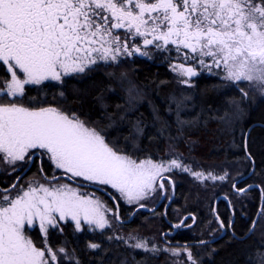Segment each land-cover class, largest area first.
Instances as JSON below:
<instances>
[{
  "label": "snow or ice",
  "instance_id": "obj_1",
  "mask_svg": "<svg viewBox=\"0 0 264 264\" xmlns=\"http://www.w3.org/2000/svg\"><path fill=\"white\" fill-rule=\"evenodd\" d=\"M154 53L170 54L171 70L185 87L207 73L233 86L243 100L249 91L264 96V0H0V164L18 173L37 165L41 177L25 185L17 176L0 188V264H83L77 249L49 242L65 226L93 234L85 245L92 264H145L136 253L200 264L192 245L158 243L135 230L123 234L127 219L120 202L130 216L158 215L146 202L174 194L170 173H187L204 184L227 182L229 171L196 170L179 154L137 159L111 139L106 126L64 107L68 93L77 91L70 78L113 76L109 69ZM244 143L247 149L246 137ZM89 185L96 189L87 191ZM232 187L239 195L248 191ZM100 189L114 193L112 207L97 196ZM257 216L264 219V204ZM215 219L220 229L232 227L218 214ZM195 222L194 215L184 216L171 227ZM257 224L252 220L246 235ZM35 228L42 247L28 234ZM114 247L128 251L113 253ZM247 264H264V244L251 250Z\"/></svg>",
  "mask_w": 264,
  "mask_h": 264
},
{
  "label": "trees",
  "instance_id": "obj_2",
  "mask_svg": "<svg viewBox=\"0 0 264 264\" xmlns=\"http://www.w3.org/2000/svg\"><path fill=\"white\" fill-rule=\"evenodd\" d=\"M169 57L167 53H154L152 59L135 57L109 69L114 72L113 76L99 72L79 79L70 78L71 87L77 91L68 93L64 107L106 126L111 139L137 159L159 161L179 154L196 170L222 174L227 169L228 181L212 184H201L187 173H170L175 183L174 205L165 210L164 205H159L158 215L141 211L136 216H130L128 208L121 205V216L127 219L122 232L135 230L142 236L155 237L158 243L167 239L172 246L192 245L200 264H247L251 250L264 244V219L258 217L253 234L246 235L258 213L261 189H264V96L249 91V99L243 100L233 86L211 75H201L192 80L193 87H185L177 82L171 70L173 59ZM121 73L125 75L122 77ZM132 88L134 91L130 94ZM51 95L47 96L49 100ZM233 100L238 101L239 106L232 103ZM137 126L141 131H137ZM249 128L247 153L251 160L244 149ZM252 166L248 179L236 184L237 188H247V193L236 195L232 184L248 175ZM45 168L48 169L47 163ZM23 171L12 175L1 172L0 188L16 182ZM51 174L48 170L47 175ZM34 177H40L37 165H31L18 182L21 184ZM225 196L231 210L223 199L215 204L217 198ZM105 199L112 207L113 203ZM216 214L226 225L231 221L232 227L220 229ZM192 215L196 222L191 228L175 230L171 227L182 217ZM186 223H192L191 219ZM169 232H175L173 240L161 235ZM28 234L42 247L43 237L38 228L28 230ZM92 237L91 233L75 234L70 226H65L64 233H54L49 242L53 247L67 245L69 250L77 249L83 264H92L93 258L85 248ZM200 240L207 243L198 245ZM126 251L112 249L113 253ZM142 255L145 264H171L165 254L147 258L146 254L136 253L138 259Z\"/></svg>",
  "mask_w": 264,
  "mask_h": 264
},
{
  "label": "rangeland",
  "instance_id": "obj_3",
  "mask_svg": "<svg viewBox=\"0 0 264 264\" xmlns=\"http://www.w3.org/2000/svg\"><path fill=\"white\" fill-rule=\"evenodd\" d=\"M201 75H208L207 73H202ZM201 75H199V76H201ZM199 76H197V77H199ZM197 77H193L192 78V80L193 79H195V78H197ZM4 169V170H3ZM3 173V172H7L9 175H12L14 172H12L11 171V169L7 166V165H4V164H2V166H0V173ZM170 175V174H169ZM36 179H40L41 177H35ZM27 181H29V180H26V181H24L23 183H21V184H25L26 185V183H27ZM207 183H211L212 184V182H210V181H208ZM90 186H94V187H96L95 185H90ZM87 191H91L92 189H89V188H87L86 189ZM101 190H103V191H105V192H107L108 194H110L112 197H113V195H114V193H112V191L110 190V189H108V190H104V189H101ZM96 194H97V196H99L102 200H104V202L106 203V205L107 206H109V207H111L110 206V204H108V202H107V200L105 199V195L104 194H101V193H99V192H97L96 191ZM236 195H239V194H237L236 193ZM168 197L169 198H167V199H165V198H161V197H159V196H156V197H153V199L152 200H149V201H147L146 203H148L149 204V206L150 207H155L156 205V203L157 202H159L160 200L161 201H164V202H168V201H171L172 200V191L170 190L169 192H168ZM107 198V197H106ZM107 199H109V198H107ZM110 200V199H109ZM121 203V205H123V206H125V207H129L128 205H125L122 201L120 202ZM175 229V228H174ZM29 230H31V229H29ZM175 230H178V229H175ZM170 258V257H169ZM170 260H172V258H170Z\"/></svg>",
  "mask_w": 264,
  "mask_h": 264
},
{
  "label": "water",
  "instance_id": "obj_4",
  "mask_svg": "<svg viewBox=\"0 0 264 264\" xmlns=\"http://www.w3.org/2000/svg\"><path fill=\"white\" fill-rule=\"evenodd\" d=\"M251 129L249 128V130L247 131V133H246V139L248 138V134H249V131H250ZM244 141H245V139H244ZM244 149H245V143H244ZM245 153H246V155L248 156V153H247V149H245ZM31 167V165H29L22 173H21V175L19 176V180L27 173V171L29 170V168ZM253 168H254V166H252V169H251V171L249 172V174L248 175H246V176H244V177H242V178H240V179H238L235 183L236 184H238V183H242V182H244L245 180H247L248 179V177L252 174V172H253ZM16 182H17V180H16ZM88 188L89 189H92V190H95L96 189V187H94V186H88ZM97 192H99V193H101V194H104L107 198H109L110 199V201L113 203V199H112V196L110 195V194H108L107 192H105V191H103V190H97ZM219 199H223L224 201H226V203L228 204V207H229V209L231 210V205H230V203L227 201V200H225L224 199V197H219V198H217L216 199V201H215V204L217 203V201L219 200ZM214 204V205H215ZM263 204V200H262V196H261V200H260V207H259V210H260V208H261V205ZM158 206L159 205H156L154 208H155V210L158 208ZM259 210H258V212H259ZM145 212H147V211H145ZM258 219V216L256 215V217H255V220H257ZM214 241V240H213ZM213 241H211V242H213Z\"/></svg>",
  "mask_w": 264,
  "mask_h": 264
},
{
  "label": "flooded vegetation",
  "instance_id": "obj_5",
  "mask_svg": "<svg viewBox=\"0 0 264 264\" xmlns=\"http://www.w3.org/2000/svg\"><path fill=\"white\" fill-rule=\"evenodd\" d=\"M172 198H173V193H172ZM155 205H164V210L169 206V205H174L173 204V202H172V200L171 201H168V202H164V201H159V202H157ZM174 234H175V232L174 233H170L169 232V235H168V238L170 239V240H173V236H174ZM169 242V241H168ZM170 244H171V242H170Z\"/></svg>",
  "mask_w": 264,
  "mask_h": 264
}]
</instances>
